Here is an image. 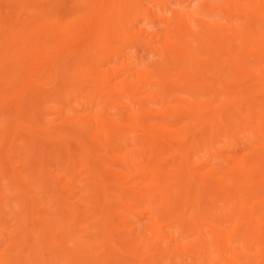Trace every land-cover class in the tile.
Wrapping results in <instances>:
<instances>
[{
  "label": "bare ground",
  "instance_id": "bare-ground-1",
  "mask_svg": "<svg viewBox=\"0 0 264 264\" xmlns=\"http://www.w3.org/2000/svg\"><path fill=\"white\" fill-rule=\"evenodd\" d=\"M3 105L0 264H264V0H0Z\"/></svg>",
  "mask_w": 264,
  "mask_h": 264
},
{
  "label": "rangeland",
  "instance_id": "rangeland-1",
  "mask_svg": "<svg viewBox=\"0 0 264 264\" xmlns=\"http://www.w3.org/2000/svg\"><path fill=\"white\" fill-rule=\"evenodd\" d=\"M9 108V105H3L0 107V123L5 118L4 114L8 112ZM2 135L3 134L0 132V138ZM27 142H29L30 145L25 147V142H23L22 139L17 140V148H13L5 155L3 164L0 166V191L2 192V197H4L0 205V229L8 224V219L10 218L9 209L6 206V196L13 194L14 186L11 179V172H9V169L7 168L9 166L8 162L11 161V163L17 167V171L26 174L27 167H25V161L30 155L29 149H32L33 147L34 150H36V148L40 147L43 150L46 147L44 149L45 151L39 155V158L44 161L49 169H54L53 162L51 161L54 155L52 148L58 146L59 142L44 136V134H41L40 132H37L31 139H27ZM36 151L38 152L39 150Z\"/></svg>",
  "mask_w": 264,
  "mask_h": 264
}]
</instances>
